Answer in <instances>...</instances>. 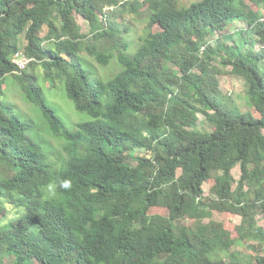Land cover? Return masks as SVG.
<instances>
[{
    "label": "trees",
    "instance_id": "16d2710c",
    "mask_svg": "<svg viewBox=\"0 0 264 264\" xmlns=\"http://www.w3.org/2000/svg\"><path fill=\"white\" fill-rule=\"evenodd\" d=\"M146 5L148 25L161 30L129 54L116 16H138ZM263 14L264 0H201L192 8L177 0H0V212H9L0 220V264H264L263 256L241 260L231 233L213 220L240 215V235L264 244L256 219L264 216ZM235 22L248 25L237 34L259 50L223 34ZM18 52L33 60L22 71L13 62ZM93 61L112 68L102 75ZM223 68L245 81L258 115L222 93ZM9 76L64 140L59 167L35 124L4 98ZM41 80L87 119L60 116ZM199 114L212 131L186 128Z\"/></svg>",
    "mask_w": 264,
    "mask_h": 264
},
{
    "label": "rangeland",
    "instance_id": "374dc122",
    "mask_svg": "<svg viewBox=\"0 0 264 264\" xmlns=\"http://www.w3.org/2000/svg\"><path fill=\"white\" fill-rule=\"evenodd\" d=\"M139 2H144L145 0H138ZM181 7H190L192 8L194 4L201 0H177ZM149 5H146L141 9L140 15L134 16L132 13L127 12L121 15H117V22L121 23L122 30L124 31L126 41L130 44V49L128 51L129 54H133L137 47L141 44L142 39L147 38L150 34H155L159 32L161 29L157 26H150L149 23ZM253 8L256 10L255 6ZM264 15V14H263ZM77 22L81 27V32L83 34H89L90 25L87 23L82 17L76 16ZM248 25L243 22H235L233 25L227 27L223 34L225 35H233L234 40L241 45H245L246 50H259L261 48L260 44L254 43L245 44V39L243 36L238 35L237 32L239 30H246ZM48 32V29L45 28L43 31V36H45ZM210 43L216 47L217 50L223 47V42L221 39V35L219 33H214L210 38ZM230 44V43H228ZM227 44V45H228ZM26 45V40L24 36L21 38V51H23L24 46ZM95 66L96 71L101 73L102 75H107L109 70L112 67L102 68L98 63L92 62ZM264 67V61L262 63ZM37 73L42 74V68L38 67ZM219 77L220 89L222 93L232 99L243 111L250 110L255 115H258L256 110L251 106L249 98L247 96V86L245 81L242 78L236 77L231 73V68H223L221 70ZM43 86L46 88V96L47 98L55 105L54 109L57 113L62 117H69L68 121L72 118L87 119L86 116L80 115L74 103L66 97V93L63 90H60L58 93L54 90H50L49 85H45L44 80H41ZM5 92L4 98L15 105L18 113L23 116L25 119L32 121L36 126V133H39L40 140L44 145V148L48 154L49 162L59 167L60 163L67 160V156L64 152L65 142L62 138H58L53 135L48 126L43 119L40 111L32 104H30L21 89V87L17 84L14 77L9 76L5 84L1 87ZM197 123L192 127L188 126L189 122H187V129L195 130L197 132H210L213 129V125L208 118L202 114L198 115ZM214 118V117H213ZM129 153L134 156H150V152H145L144 150H131L129 149ZM178 175H181V171H178ZM233 175L236 181H239L241 176L240 168L237 167L233 170ZM214 185V181H209L204 185V192L206 196H209L211 193V188ZM0 212V220L9 215V212ZM151 215H161L167 216L168 211L163 208H152L150 210ZM4 216V217H3ZM258 226L264 232V216L263 214H259L256 217ZM213 220L221 222L226 230L231 233V238L235 240V243L232 248V252L237 253L239 258L246 262H255L257 257H264V244H259L253 237L252 234H244L238 231V228L241 226L243 219L240 215L233 214H224V213H214ZM192 221L187 218V220L183 221V224L189 225Z\"/></svg>",
    "mask_w": 264,
    "mask_h": 264
},
{
    "label": "bare ground",
    "instance_id": "6f19581e",
    "mask_svg": "<svg viewBox=\"0 0 264 264\" xmlns=\"http://www.w3.org/2000/svg\"><path fill=\"white\" fill-rule=\"evenodd\" d=\"M22 56V59H20V61H14L13 62L17 65L18 69L20 71L26 69V67L33 61L30 58H26V56H24V54L22 52H18V54L14 57V58H19Z\"/></svg>",
    "mask_w": 264,
    "mask_h": 264
},
{
    "label": "built area",
    "instance_id": "2783aa9c",
    "mask_svg": "<svg viewBox=\"0 0 264 264\" xmlns=\"http://www.w3.org/2000/svg\"><path fill=\"white\" fill-rule=\"evenodd\" d=\"M20 59H22V56L19 58H14V61H20Z\"/></svg>",
    "mask_w": 264,
    "mask_h": 264
}]
</instances>
